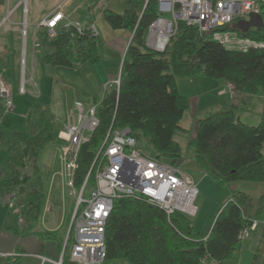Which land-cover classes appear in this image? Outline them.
Listing matches in <instances>:
<instances>
[{
    "label": "trees",
    "instance_id": "1",
    "mask_svg": "<svg viewBox=\"0 0 264 264\" xmlns=\"http://www.w3.org/2000/svg\"><path fill=\"white\" fill-rule=\"evenodd\" d=\"M158 15V0H128L122 13L102 10V16L113 29L128 30L131 38L120 63L119 89L109 83L102 98L98 95L92 98L99 123L77 153L76 190L91 168L110 125L116 129L128 127L136 140L142 139L153 148L154 157L178 166L183 152L174 136L189 102L188 97L178 92L177 78L197 75L221 78L233 82L237 93L264 96V47L228 50L211 37V31L201 32L196 26L177 21L162 52L150 50L145 37ZM244 18H236L225 29L264 41V24L246 31L237 27L236 22ZM55 33L50 37L44 30L36 32L39 47H51L43 55L46 63L77 68L101 61L103 42L99 35H92L89 27L82 26L79 33L73 25H59ZM1 61L0 58L2 65ZM232 106L197 120L189 142L191 156L204 173L220 184L236 180L264 184V108L261 120L252 125L233 115ZM3 112L0 99V120ZM26 113V130L12 131L7 139L0 129V143H4L10 170L4 177L0 173V179L3 177L0 197L7 204L15 193L19 212L10 210L31 233L45 199V191L40 187L39 156L47 145L61 141L54 112L48 106ZM94 182L92 168L86 187L92 188ZM231 195L204 234L194 230L192 220L182 213L175 212L167 218L162 209L143 199H116L105 222V259H118L122 264H201L202 260L220 263L234 256L243 240L239 238L240 231L249 228L253 221L258 223L249 232L259 234L261 239L254 248L257 254L262 243L264 250V204L253 210L250 194L236 190ZM42 234L56 238L54 232ZM62 240L58 239L59 247ZM18 255L5 258V264H23ZM260 264H264V258Z\"/></svg>",
    "mask_w": 264,
    "mask_h": 264
},
{
    "label": "built area",
    "instance_id": "2",
    "mask_svg": "<svg viewBox=\"0 0 264 264\" xmlns=\"http://www.w3.org/2000/svg\"><path fill=\"white\" fill-rule=\"evenodd\" d=\"M264 0H158V12H168L172 18H157L150 23L145 37L146 46L151 50L162 52L173 34L177 21H185L188 25L198 27L199 31H211V37L224 48L237 51H247L252 48H263L264 41L251 39L232 29L225 27L240 17H247L251 13L259 14ZM23 18L22 34L24 56L26 52L25 40L27 34V5L21 0ZM13 9L7 10V15L0 22L13 14ZM168 23L166 40L161 44L158 35L160 27ZM59 25L75 26L77 32H82L79 21L68 20L61 10L53 11L47 17L39 20L35 25L32 38L34 52L39 48L36 42V32L44 30L48 36L56 35L55 29ZM2 28V26H0ZM93 36H98L96 25L89 27ZM22 57L21 83L18 86L20 93H26L25 82L33 81V74L25 79V57ZM118 77L103 85L104 89L111 83L118 90ZM224 92L231 98L237 97L233 82H227ZM0 99L6 114L13 105L10 85L0 76ZM97 106L94 104L85 107L75 101L67 110L64 123L57 131L61 143L58 145V157L62 164L65 185L72 190L75 205L71 207L67 228L63 234L61 249L57 260L40 256V264H103L105 260L104 229L106 219L110 215L116 199L128 197L143 199L149 204L159 207L167 218L175 212L188 217L195 215L198 207L195 205L198 189L191 174L183 171L179 166L166 163L157 157L142 151L138 142L128 127L120 129L109 126L106 135L100 142L99 148L90 165V169L83 183L75 189L74 175L77 170V153L81 144L86 142L91 132L98 126ZM93 168L95 182L88 196L85 188L88 185V174ZM15 193L7 199L10 209L19 212ZM21 220V219H19ZM258 222L253 221L249 228L243 227L239 238L248 237L249 230L254 229ZM17 254L0 252V258L13 259ZM201 264H220L218 261L202 260Z\"/></svg>",
    "mask_w": 264,
    "mask_h": 264
},
{
    "label": "rangeland",
    "instance_id": "3",
    "mask_svg": "<svg viewBox=\"0 0 264 264\" xmlns=\"http://www.w3.org/2000/svg\"><path fill=\"white\" fill-rule=\"evenodd\" d=\"M18 1L19 0H0V22L7 15V10L13 9ZM53 2L54 0H26L29 12L26 16L28 35L25 40V56L23 54V38L22 34H20V29L23 25L22 7L20 6V8L14 9L9 19L5 20V22L0 25L2 26V28H0V58L2 60V65L0 64V76L10 85L13 98L12 107L0 120V129L5 133L7 139L12 131L26 130V112L29 109L47 106V103L59 109L58 104H62L63 99L68 101L69 106L72 105L71 101L75 99L85 107H88L93 103V96L98 95L100 98L104 96L106 90L103 87V83L107 82V79L115 74L118 76L122 59V49H120V45L125 42V39L129 35L127 34L129 31L117 28L113 29L102 16V10L108 8L113 12L122 13L128 5V0H92V2L89 0H65V2L61 4L59 9L67 13L72 20L81 19V13L85 12L86 15L82 16V18H84V24L82 23L83 20L78 21L84 27H90L94 23L100 39L103 42V57L101 61L95 64L84 63L77 68L53 66L46 63L43 55L49 53L51 50V47L46 45L40 46L37 51H32V38L35 25L38 19L47 14L49 9L53 6ZM159 16L167 19L172 18L171 14L168 12L160 13ZM117 50L119 51L116 54ZM21 56H24L26 59L24 66L25 79H28L31 73L33 74V81H28V83L25 82L24 84L27 90L26 93H20L18 91V86L22 80L20 68L22 64ZM197 78L204 81L205 86L203 87H209V81H213V78L210 77L197 76ZM235 93L238 97L247 96L245 93ZM202 96H204L202 97V101L207 104H210L213 99H215V96L211 93ZM221 99H227V97L224 98V96H222ZM261 102H263L261 98L255 95L249 102L250 104L243 108L233 107V112L235 115H240L242 122L245 121L249 124L256 125L261 118V114L258 112L263 109V107L261 108ZM193 107L192 105V108L187 110L185 115V118H187L189 122L188 129L190 130L186 132L178 130L176 133V138L180 140L183 152L182 159L178 166L183 171L191 174L193 180L196 181L198 193L195 199V205L198 207V210L195 215L189 218L192 220L193 229L204 234L209 231V227L215 220L214 217L218 212L217 210L221 208V205H223L225 201L230 199L232 192H236V190L248 193L252 196L253 210L259 207V205H263L264 184L262 182L238 180L220 184L209 174L203 172L192 158L190 146L188 145L190 136H192L190 116H195ZM66 113L67 110H65V114ZM137 142L142 151H145L151 156H155L153 148L144 142V140L138 139ZM54 145L55 143L47 145L42 151L43 153L46 152L45 155L39 156L38 166L40 169V180H42V185H40L42 191H48L50 184L49 178L54 169H59L58 159L55 160L54 158L55 164L53 165V157H51L50 153L53 147H55ZM57 145H59V143H57ZM262 148V153L264 154V145ZM48 153L49 155L47 156L46 154ZM6 157L7 152L4 148V143H0V173L3 174V177L10 172ZM29 173L31 174L32 171ZM2 179H0V184H2ZM30 181L32 183L35 182L34 176H31ZM91 190L90 186L86 187L85 196H88ZM58 191L61 194V200L63 199V202L69 200L72 202V206L75 205L72 190L66 185H63L61 188L58 187ZM7 207H5L6 211L4 210V215L9 218L8 220L10 222H15L17 219L16 215H13L14 213L12 210ZM59 207L62 208V203ZM65 210L66 212L68 210L70 212L71 208H68L66 204ZM260 240L259 234H254L252 231L249 232L248 237L239 242L234 256L221 260L220 264H260L264 258L263 243L261 244L260 252L255 254L254 250L255 245L259 244ZM24 260H29L30 263L34 261L31 257H28V259L25 258ZM33 264H38V261H34ZM103 264H122V262L118 259H105Z\"/></svg>",
    "mask_w": 264,
    "mask_h": 264
},
{
    "label": "crops",
    "instance_id": "4",
    "mask_svg": "<svg viewBox=\"0 0 264 264\" xmlns=\"http://www.w3.org/2000/svg\"><path fill=\"white\" fill-rule=\"evenodd\" d=\"M89 1L92 2L91 0ZM20 2L21 0L17 2V5H15L14 7L15 9L20 8L21 6ZM63 2H65V0H54L53 6L49 9L47 14L42 16L40 19H38V21L47 17L48 14L52 13L53 11L60 10L59 8L61 7V4ZM21 11H22V8H21ZM27 11H28V6H27ZM261 11H262V24H264V4L262 6ZM64 15L69 21L72 20L70 19V16L67 13H64ZM85 15H86L85 12L81 13V16H80L81 19H78V20H83L82 22L83 24H84V18H82V16H85ZM244 19L248 20L249 15L245 17ZM78 20H73V21H78ZM251 27H254V26L251 25ZM127 34H129V32ZM129 39H130V35H128V37L125 39V42L120 45V49H122L121 50L122 57L124 56V53H125L124 51L126 47L128 46V43L130 42ZM118 51L119 50H117L116 54L118 53ZM33 70H34V67H33ZM197 76H200V75H197ZM197 76L196 77L186 76V77H179L176 79L178 92L181 95L188 97L189 107L187 108V110L191 109L192 105L194 106L193 110L195 111V116L193 115L190 116L191 117V129H192L191 130L192 136H190V139L195 134V130H196L195 126L199 118H203L212 112L224 109L232 105H233L232 107L234 108L235 107L243 108L244 106H247L248 104H250L249 102L255 96V95L246 96V97L237 96V97L231 98L228 93L224 92L225 85L227 83L225 80L221 78L220 79L213 78V81H209L210 82L209 87H203L205 86L204 81L199 80ZM117 77L118 76H116L115 74L114 76L109 77L107 79V82L114 80ZM107 82H104L103 84H106ZM209 93L213 94L215 96L214 97L215 99H213V101L210 104H207L202 101V97H204L202 95H208ZM222 96H224V98L227 97V99H221ZM256 96L261 98V100L263 101L261 102L262 103L261 108L262 107L264 108V96L262 95H256ZM218 98L221 100H219ZM75 101L77 100L74 99L73 101H71V104L73 105ZM72 105L69 106L68 101L66 99H63L62 104L61 103L58 104L59 109L47 103V106L50 108L51 112H54L58 130L62 127L64 123V119L66 115L65 114L66 108L70 109ZM234 108H232V112ZM187 110L184 112L183 116L181 117L182 119L179 122L178 130L182 132H186L190 130L188 129L189 122L187 118H185ZM262 110L258 113L261 114ZM233 115H235L234 112H233ZM235 116L240 121H242L240 118V115H235ZM261 118H262V114H261ZM176 135L177 134H175L174 139L180 143V140L176 138ZM190 139H189V142H190ZM53 143H55L54 145L55 147H53V150H51L50 153H51V157H53V165L55 164L54 158L55 160L58 159L59 169H54L53 173L51 174L49 178L50 184H49L48 191H45L44 206L35 224V228L33 232L31 233L27 232L25 228L21 226L17 215H16L17 219L15 222H12V221L10 222L8 220L9 218H7L4 215V210L6 209L5 207H7V204H5V202L0 197V210H1V213H0V252L1 251L2 252L16 251L19 254L18 257L23 262V264H33L34 261L36 262V260L38 261V264H39L40 256L57 260L59 252H60L58 239H60L61 237L63 238V234L65 233V230L67 228L66 223L68 221L70 213H69V210L66 212L65 208H66V204L68 208H71L72 202H70L69 200L67 201L68 203L63 202V199L61 200L62 198L61 194L58 191V187L61 188L63 185H65V179H63L64 169L62 168V164L58 157V148H59V146L57 145L58 142H53ZM181 149H182V146H181ZM45 153L46 152L44 153L42 152L41 156L45 155ZM46 155L48 156L49 153ZM40 185H42V180L40 182ZM61 203H62V208L59 207ZM46 231L54 232L56 238L48 237L47 234L43 235L42 233ZM28 257H31V259H33L34 261L31 263L29 262V260L25 261L24 259L25 258L28 259ZM4 259L5 258H0V264L6 263Z\"/></svg>",
    "mask_w": 264,
    "mask_h": 264
},
{
    "label": "water",
    "instance_id": "5",
    "mask_svg": "<svg viewBox=\"0 0 264 264\" xmlns=\"http://www.w3.org/2000/svg\"><path fill=\"white\" fill-rule=\"evenodd\" d=\"M236 25L239 29L246 31L247 29H249L252 26H263L262 24V17L259 14L256 13H251L249 15V19L248 20H240L236 22ZM179 164V163H178Z\"/></svg>",
    "mask_w": 264,
    "mask_h": 264
},
{
    "label": "bare ground",
    "instance_id": "6",
    "mask_svg": "<svg viewBox=\"0 0 264 264\" xmlns=\"http://www.w3.org/2000/svg\"><path fill=\"white\" fill-rule=\"evenodd\" d=\"M160 32L161 35H158V40L160 41V43L162 44L166 39V33L168 32L169 28H168V23H164L161 27H160Z\"/></svg>",
    "mask_w": 264,
    "mask_h": 264
}]
</instances>
